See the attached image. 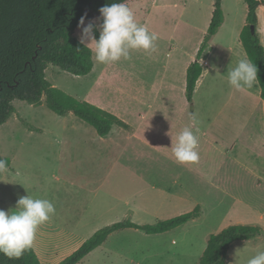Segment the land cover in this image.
<instances>
[{"label":"crops","instance_id":"crops-1","mask_svg":"<svg viewBox=\"0 0 264 264\" xmlns=\"http://www.w3.org/2000/svg\"><path fill=\"white\" fill-rule=\"evenodd\" d=\"M259 1L255 30L264 48V0ZM126 3L137 22L158 35L154 51L134 50L130 60L101 65L91 51L89 73L63 71L80 88H62L55 78L60 69L52 64L45 76L50 70L53 86L112 113L131 130L113 126L106 136H99L93 126L77 121L70 112L52 117L56 133H43L46 128L34 124L38 130H31L21 121L27 120L18 116L29 133H23L18 144L0 146V156L9 160L10 170L0 175V210H15L18 199L26 195L52 201L55 215L39 226L31 247L40 264H58L85 242L87 234L115 219L145 215L157 222L197 207L199 216L168 231L142 235L186 237L190 228L204 227L208 230L195 231L204 234L195 254L188 251L192 243L171 240L148 245V252H155L143 257L165 259V264H196L206 247L205 235L223 227L222 214V219L232 218L224 226L253 225L261 230L259 236L237 240L228 249L225 264H246L258 249H264V101L257 81L242 91L227 83L228 70L247 57L240 41L246 3L222 0L223 21L199 59L202 72L192 108L185 95L187 68L196 59L210 24L214 0ZM97 17L85 19V24L96 23ZM189 112L200 121V158L179 164L170 147L176 133L190 126ZM125 230L140 229L117 231ZM107 239L83 259L103 248Z\"/></svg>","mask_w":264,"mask_h":264},{"label":"trees","instance_id":"trees-1","mask_svg":"<svg viewBox=\"0 0 264 264\" xmlns=\"http://www.w3.org/2000/svg\"><path fill=\"white\" fill-rule=\"evenodd\" d=\"M128 0H0V125L7 122L14 100L46 107L59 116L73 113L90 124L99 136H106L113 126L126 130L131 127L124 121L85 100H80L53 86L45 76L49 64L73 75H85L92 69V53L81 45L74 30L81 16L91 19L99 14L105 4ZM247 6L246 24L240 32V41L249 59L258 69L257 82L264 101V48L257 36L256 10L259 0H244ZM264 2V1H263ZM222 0H214L210 24L200 45L196 59L187 68L185 95L192 108L196 82L201 75L199 62L202 52L209 45L223 21ZM254 26V33L251 32ZM98 38V31L94 33ZM80 48L77 51V48ZM26 124L31 130H38ZM9 165L6 157L0 156ZM199 216L196 207L171 218L152 224H137L123 220L104 226L93 233L73 253L58 264H77L90 251L101 245L112 233L124 228H137L147 234L173 229ZM261 234L258 226L230 224L207 238L206 247L196 264H225L227 252L233 242L252 239ZM0 264H40L32 249H26L19 258L0 254Z\"/></svg>","mask_w":264,"mask_h":264},{"label":"clouds","instance_id":"clouds-1","mask_svg":"<svg viewBox=\"0 0 264 264\" xmlns=\"http://www.w3.org/2000/svg\"><path fill=\"white\" fill-rule=\"evenodd\" d=\"M99 24L90 20L85 24L81 16L77 27L80 29L79 43L91 45L94 60L98 65L130 60L134 50L154 51L158 35L150 32L146 25L137 22L132 9L126 2L105 4L99 8ZM98 31V38L94 33ZM80 48H77L79 51ZM258 69L247 57L237 61L227 72L228 85L242 91L251 89L257 81ZM190 126L183 127L171 144V152L179 164L199 161L200 121L196 113L189 112ZM10 170L4 159H0V175ZM55 205L46 198L21 196L13 211L0 210V254L7 258H19L35 240L40 225L55 215ZM246 264H264V249H258Z\"/></svg>","mask_w":264,"mask_h":264},{"label":"rangeland","instance_id":"rangeland-1","mask_svg":"<svg viewBox=\"0 0 264 264\" xmlns=\"http://www.w3.org/2000/svg\"><path fill=\"white\" fill-rule=\"evenodd\" d=\"M227 11H228L230 19H232L231 10L228 8ZM235 19H236V16H235ZM96 23L99 24L100 21L97 20ZM231 23L232 21L230 20V24ZM75 37L78 39L80 37L79 28H77L75 31ZM87 46L91 49L90 44ZM57 71H59L60 76H56L55 78L56 80H58L57 82L62 88L67 89L69 86L80 88L78 82L76 80H73L70 74L63 72L62 70H57ZM46 76L49 82L52 79H54L52 77L50 70H48V73H46ZM13 105L15 107V114L11 116V118L9 119L7 123L0 125V146L1 148H5L6 143L8 145L18 144L17 141L22 139L21 137L23 133H29L28 128L20 122L18 116L26 119L27 122H29V125H31L33 128H36L35 125L46 128L43 133H56V129L52 127L53 126L52 117L57 119V115L54 114V112H52L51 110H49L45 106V104L43 105V107H37V106L30 105L24 101L15 100L13 101ZM75 119L80 122L82 121L78 117ZM58 133H59V130H58ZM45 171L47 172V170ZM50 177L51 176L49 175V178ZM214 219H217V218H214ZM219 219H221L222 222L221 221L220 222L222 224L221 226L223 227H221V229H218L215 233L219 232L220 230L226 227L223 224H226L230 220H232L231 217H226L222 219V214H221V218ZM110 220L112 219L110 218L108 222H110ZM123 220H133L136 223L140 222L139 224H152L156 222L155 221L156 219H154L153 217L139 215V216H133V217L120 218L117 220L115 219L114 221L111 222V224L115 222L123 221ZM212 220L213 219H206L207 222L212 221ZM216 229L217 228H214V230ZM200 230L205 231L208 229L204 227H195V228H190V232L187 233L186 237H183L182 235H176V234H164L162 235L163 238H157V239L153 237L142 236L143 235L142 230H138V232H134V230L117 231V232L112 233L108 237L107 241L102 246L103 248H99L96 252L91 254L88 258L82 259L78 264H165V259L143 257L144 255L148 253L155 252L153 250H150L148 252L147 250L148 245L150 244L154 245L155 243H161V244L169 243L171 242V240H174L177 244H180V245L188 242V243H192L193 245L190 248H188V251L195 254L203 243L202 238L204 234H201L200 232H195V231H200ZM92 234H87L88 236L87 239ZM208 236H209L208 234L205 235L206 241H207ZM206 241H204L205 245H206ZM63 252L64 251H57V253L59 254ZM191 261L192 260L190 258L188 263H190Z\"/></svg>","mask_w":264,"mask_h":264},{"label":"water","instance_id":"water-1","mask_svg":"<svg viewBox=\"0 0 264 264\" xmlns=\"http://www.w3.org/2000/svg\"><path fill=\"white\" fill-rule=\"evenodd\" d=\"M251 32L254 33V26H251Z\"/></svg>","mask_w":264,"mask_h":264}]
</instances>
